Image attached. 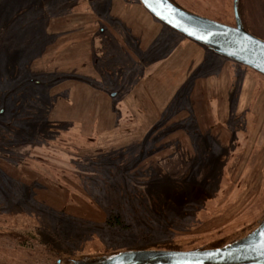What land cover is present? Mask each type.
Here are the masks:
<instances>
[{
	"label": "rangeland",
	"instance_id": "obj_1",
	"mask_svg": "<svg viewBox=\"0 0 264 264\" xmlns=\"http://www.w3.org/2000/svg\"><path fill=\"white\" fill-rule=\"evenodd\" d=\"M171 1L235 26L233 0ZM239 13L264 41V0ZM187 40L138 0H0V264L215 249L264 217V77Z\"/></svg>",
	"mask_w": 264,
	"mask_h": 264
},
{
	"label": "water",
	"instance_id": "obj_2",
	"mask_svg": "<svg viewBox=\"0 0 264 264\" xmlns=\"http://www.w3.org/2000/svg\"><path fill=\"white\" fill-rule=\"evenodd\" d=\"M138 1L154 19L173 32L264 77V41L243 28L237 0H233L234 27L187 12L171 0ZM66 264H264V217L236 240L215 249L131 250L86 259L72 258Z\"/></svg>",
	"mask_w": 264,
	"mask_h": 264
},
{
	"label": "flooded vegetation",
	"instance_id": "obj_3",
	"mask_svg": "<svg viewBox=\"0 0 264 264\" xmlns=\"http://www.w3.org/2000/svg\"><path fill=\"white\" fill-rule=\"evenodd\" d=\"M237 9H238V14H239V18L241 19V17H240V13H239V0H237ZM233 15H234V11H233ZM235 18V17H234ZM241 22H242V19H241ZM242 24V26H243V28L248 32V33H250V34H252L253 36H255L256 38H259L258 36H256V35H254L252 32H251V30L248 28V26L246 25V24H244L243 22L241 23ZM259 39H261V38H259ZM262 40V39H261ZM242 66V65H241ZM244 67V66H243ZM244 68H246V67H244ZM248 69V68H247ZM250 70V69H249ZM252 71V70H251ZM254 72V71H253ZM256 73V72H255ZM256 74H258V73H256ZM260 75V74H259ZM114 96V95H113ZM197 250H199V249H197ZM168 251H173V250H168ZM176 252H178V251H176ZM113 254H116V253H113ZM58 260V262H69V260L70 259H65V260H61V259H57ZM57 262V263H58Z\"/></svg>",
	"mask_w": 264,
	"mask_h": 264
},
{
	"label": "crops",
	"instance_id": "obj_4",
	"mask_svg": "<svg viewBox=\"0 0 264 264\" xmlns=\"http://www.w3.org/2000/svg\"><path fill=\"white\" fill-rule=\"evenodd\" d=\"M136 26H137V28H139V26H140V24H139V20H138V23H137ZM166 28H167V27H166ZM178 35H179V34H178ZM179 36L182 37V38H184L185 40H187L185 37H183V36H181V35H179ZM187 41H188V40H187ZM191 43H192V42H191ZM193 44H194V43H193ZM137 49L139 50V47H137ZM141 53L144 54V55H149V54H150V53H148V49H146V50L143 51V52L141 51ZM181 53H183V52L181 51ZM133 54H134L135 56H138V55H137V54H138L137 52H133ZM148 74H149L148 76L150 77V72H149V71H148ZM149 77H148V78H149Z\"/></svg>",
	"mask_w": 264,
	"mask_h": 264
},
{
	"label": "bare ground",
	"instance_id": "obj_5",
	"mask_svg": "<svg viewBox=\"0 0 264 264\" xmlns=\"http://www.w3.org/2000/svg\"><path fill=\"white\" fill-rule=\"evenodd\" d=\"M163 25V24H162Z\"/></svg>",
	"mask_w": 264,
	"mask_h": 264
}]
</instances>
